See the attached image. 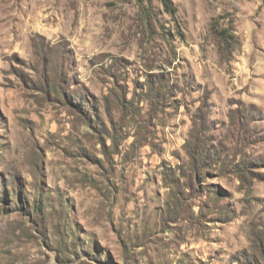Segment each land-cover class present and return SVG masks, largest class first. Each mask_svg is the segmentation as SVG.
<instances>
[{"label": "rangeland", "instance_id": "obj_1", "mask_svg": "<svg viewBox=\"0 0 264 264\" xmlns=\"http://www.w3.org/2000/svg\"><path fill=\"white\" fill-rule=\"evenodd\" d=\"M0 0V264H264V0Z\"/></svg>", "mask_w": 264, "mask_h": 264}, {"label": "trees", "instance_id": "obj_2", "mask_svg": "<svg viewBox=\"0 0 264 264\" xmlns=\"http://www.w3.org/2000/svg\"><path fill=\"white\" fill-rule=\"evenodd\" d=\"M165 8L170 9V4L168 0H161Z\"/></svg>", "mask_w": 264, "mask_h": 264}]
</instances>
